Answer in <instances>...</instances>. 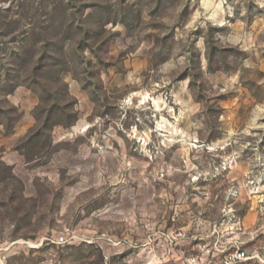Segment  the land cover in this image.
I'll list each match as a JSON object with an SVG mask.
<instances>
[{"label":"clouds","instance_id":"obj_1","mask_svg":"<svg viewBox=\"0 0 264 264\" xmlns=\"http://www.w3.org/2000/svg\"><path fill=\"white\" fill-rule=\"evenodd\" d=\"M0 264H264V0H0Z\"/></svg>","mask_w":264,"mask_h":264}]
</instances>
